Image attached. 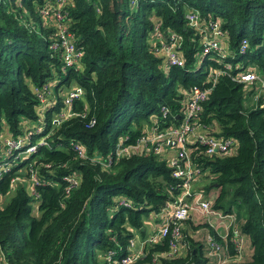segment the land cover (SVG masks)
Here are the masks:
<instances>
[{
	"label": "trees",
	"instance_id": "1",
	"mask_svg": "<svg viewBox=\"0 0 264 264\" xmlns=\"http://www.w3.org/2000/svg\"><path fill=\"white\" fill-rule=\"evenodd\" d=\"M45 2L0 0V160L9 155L4 133L31 142L46 132L60 103L59 89L77 84L83 95L72 102L75 114L46 137L49 146L12 159L0 175V264H105L107 250L116 259L124 256L132 229L143 233L142 217L173 199L180 179L171 176L165 158L151 152L114 156V147L133 143L147 125L175 121L182 105L179 89L210 85L209 71L215 68L222 71L198 119L212 126L213 134L234 137L235 151L206 155L196 141L188 147L192 161L205 169L204 196L214 191L211 208L231 214L233 221L221 238L208 223L194 224L187 217L181 226L184 253L157 255L152 262L154 254L167 249V239L160 238L145 242L135 262L264 264V100L258 96L250 103L245 83L235 80L248 64L264 67V0H69L64 18L82 56L77 67L65 71L50 47L54 26L40 13ZM187 11L196 12L202 23L220 22L225 54L202 51V31L188 25ZM171 33L180 38L182 66L165 65L159 53L161 40ZM242 37L247 44L240 51ZM224 62L231 67L223 68ZM46 80H55V103L43 112V129L26 137L25 125L37 118L33 87ZM162 105L168 109L164 117ZM70 142L82 145L86 156H78ZM109 155L108 166L98 161ZM29 166L38 176L36 197L27 189ZM69 172L78 181L65 192L61 176ZM16 175L22 179L11 185ZM121 196L129 206L117 203ZM201 225L221 243L222 253L195 239ZM232 226L247 241L246 256L230 241Z\"/></svg>",
	"mask_w": 264,
	"mask_h": 264
},
{
	"label": "built area",
	"instance_id": "2",
	"mask_svg": "<svg viewBox=\"0 0 264 264\" xmlns=\"http://www.w3.org/2000/svg\"><path fill=\"white\" fill-rule=\"evenodd\" d=\"M44 6L41 7L40 13L45 18H50L52 26H54L55 36L50 42V47L58 51L61 59V69L65 71L67 67H77L79 60L82 56V50L76 45V38L72 32L68 29V23L66 22L65 6L69 0H45ZM187 23L194 29L202 31L203 38L201 42L202 51L206 52L212 50L218 53L224 52L225 33L220 27V22L216 19H209L205 23H202L199 16L194 11H187L185 13ZM48 20V19H47ZM155 35L159 33L157 26H154ZM167 41L164 38L161 40V52L164 55L165 65H177L182 66L183 57L179 52V37L176 34L171 33ZM247 39L242 37L239 41L238 48L243 51L246 47ZM222 55V54H221ZM219 57V55H217ZM220 62L221 58H216ZM223 68L229 69L230 63L224 62ZM209 71V79L211 83L208 86H200L193 84L187 90L179 89V92L183 94L181 101V108L173 116V119L169 120L168 124L159 126L157 122L149 126L148 129L143 127L142 133L133 143H116L114 147V156L129 155L133 152H151L157 155L159 158H165L166 164L171 168V176L180 179V185L178 186V192L173 199L168 201L158 213H153L159 222L156 226V232L151 233L149 236L141 239L138 243V251H133L135 244V238L132 236L128 240L126 246L128 252L116 259L114 257L113 250H107L104 253L105 264H137L135 261L141 255L142 245L145 242H157L160 238L167 239L166 251L158 254H154L151 261L154 262L157 255L175 256L184 253L186 249V242L182 238L181 226L185 219L189 216L192 205H190V199L194 198V206L196 209L202 210L204 213L212 212L211 202L208 196H204L203 190L198 186L199 182L205 178V169L198 166L192 161L191 151L188 147L189 143H195L203 145L202 153L210 155L212 153L218 154H231L236 148V139L232 136L215 135L208 128L205 123H202L198 119V113L201 109V103L205 99L211 85L222 70L215 68L213 71ZM239 82H259L260 86L255 89L250 96V103L259 96L262 87H264V70L259 72L255 68H245L236 74V79ZM55 80H46L40 84L39 87H33V90L38 99L37 106V118L31 124L25 125V136H33L35 133L41 131L43 125V112L48 106L55 103L53 97ZM258 90V91H257ZM60 103L57 109L53 110L50 118L49 128L43 135L36 137V141L29 143V141L21 139L11 138L10 140H2L5 144V154H9L7 158L0 160V175L3 171L7 170L12 165V159L19 157L28 151H33L39 145H47L49 143L46 139L53 130L66 118H69L75 114L72 108L73 100L80 98L83 95V89L77 84H71L65 89H59ZM264 96V91H262ZM160 116L164 117L168 109L164 105L160 107ZM94 122V118L91 117L89 124ZM28 125V126H27ZM27 144H23L24 142ZM24 145L23 149L20 147ZM70 147L77 153L78 156L85 157L86 153L82 145L77 142H70ZM12 156V158H11ZM93 157H91L92 159ZM112 160L111 155L107 156L105 160H98L102 165L108 166ZM44 167H48L47 163L43 164ZM28 175L26 180L28 181L27 189L34 197L37 196L35 191V184L38 182L36 169L29 166L27 169ZM18 175V174H17ZM10 178V184L14 185L16 181L22 179L18 176ZM66 182L64 190L67 192L78 181V176L74 172H69L61 176ZM190 198V199H189ZM189 201V202H188ZM117 203L123 206H129V201L123 196L118 198ZM228 215V214H227ZM233 221V216L231 215ZM133 232V229H132ZM226 234V233H225ZM206 244L212 251H219L222 246L219 241L213 240L210 235L205 237ZM230 241L235 248H241V237L235 226L230 229Z\"/></svg>",
	"mask_w": 264,
	"mask_h": 264
},
{
	"label": "crops",
	"instance_id": "3",
	"mask_svg": "<svg viewBox=\"0 0 264 264\" xmlns=\"http://www.w3.org/2000/svg\"><path fill=\"white\" fill-rule=\"evenodd\" d=\"M247 68H255V69H258L259 72L263 71L264 70V67L259 69L256 65L254 64H248L246 66ZM245 67V68H246ZM214 70V69H213ZM212 70V71H213ZM245 89L248 91V94L250 95L255 89L258 88V86H260V83L259 82H247L245 83ZM261 91V93L259 94V96L261 97L262 100H264V96L262 94V91H264V87H262L261 89H259ZM258 91V90H257ZM249 103V101H247ZM7 135V134H6ZM27 184H28V181H27ZM201 184H204V182ZM211 193L213 192L214 194V191L211 190V191H208L207 193ZM206 196V195H205ZM190 199V198H189ZM190 205H192V208L190 210V213H189V216L188 217H192V214L194 213V216L196 218L198 217H201L202 220H197L194 221L193 223H201V222H205V223H208V225H210L212 228H214L219 235H221V238H223L224 234L227 232V230L229 229L230 227V220L232 219L231 217V214H224L222 213L221 211L219 210H216V209H212L213 211L212 212H209V213H204L202 210L200 209H196L194 207H196V205L194 206V198L190 199ZM202 215V216H200ZM154 216V215H153ZM155 217V216H154ZM160 219H158L156 221V218H154L153 222H144L145 220L142 219V228L143 229V233H140L138 234L137 236V232L135 229H133V236L135 238V244H134V247H133V251H138V243L141 239L149 236L152 232V228H154L156 222L158 223ZM156 221V222H154ZM144 224V226H143ZM140 229V230H141ZM206 229V228H205ZM197 230V231H196ZM195 230V233H194V236L196 234V236L200 239H204L207 235V233L205 235H198L199 232H198V229Z\"/></svg>",
	"mask_w": 264,
	"mask_h": 264
},
{
	"label": "rangeland",
	"instance_id": "4",
	"mask_svg": "<svg viewBox=\"0 0 264 264\" xmlns=\"http://www.w3.org/2000/svg\"><path fill=\"white\" fill-rule=\"evenodd\" d=\"M49 17V16H48ZM46 18V19H48L47 21H51V19L50 18ZM159 51H161V50H159ZM159 53H163V52H159ZM56 80V79H55ZM249 98V101H250V96L248 97ZM246 101V100H245ZM145 129H148L149 128V125H147V126H145L144 127ZM29 137H32L31 135H29ZM5 139H7V140H10L11 138L10 137H7L6 136V134L4 133V135L1 137V140H5ZM36 139L37 138H35L33 141H31V142H34V141H36ZM30 141H29V143H31ZM27 144V143H26ZM31 144H35V143H31ZM24 146V145H23ZM29 152V151H28ZM28 152H25V153H23V154H20L19 155V157H25L26 156V154L28 153ZM205 179V178H204ZM202 179L200 182H199V184H198V186L199 187H201V189H202V185L203 184H201V182L203 183V182H205V181H207V179ZM206 183V182H205ZM204 183V184H205ZM206 192H208V191H206ZM206 195L212 200V198H213V196H214V194H213V192H209L208 194L206 193ZM7 198V197H6ZM189 202V201H188ZM211 203H212V201H211ZM210 203V204H211ZM31 212L33 213V214H38L35 210H34V207L32 208V210H31ZM200 216H202V215H200ZM154 216H153V212H150V213H148L147 215H145V216H143L142 217V219L143 220H145L144 222H153V220H154ZM196 219L197 220H202L201 219V217H198V218H196L195 216H194V213L192 214V217H191V220L194 222V221H196ZM154 222H156V221H154ZM155 224H157V222L155 223ZM143 226H144V224H143ZM156 226L157 225H155L154 226V228H152V232L154 233V232H156ZM206 225H201L199 228H198V232H199V234L198 235H200V234H202V235H205L207 232H206ZM137 232V236H138V234H140V232L139 231H136ZM197 236H196V234H195V239H197L196 238ZM200 240L203 242V244L204 245H207L206 244V241H205V238L204 239H202V238H200ZM247 241H246V239H245V237L243 236V237H241V249H242V252H241V257L242 256H246L248 253H249V246H247V243H246ZM244 247V248H243ZM240 249V250H241ZM222 249H220L219 251L222 253V251H221ZM209 264H213L212 263V261L210 260L209 261Z\"/></svg>",
	"mask_w": 264,
	"mask_h": 264
}]
</instances>
